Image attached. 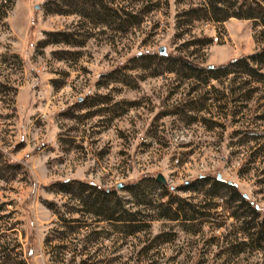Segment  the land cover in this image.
<instances>
[{"label": "rangeland", "instance_id": "rangeland-1", "mask_svg": "<svg viewBox=\"0 0 264 264\" xmlns=\"http://www.w3.org/2000/svg\"><path fill=\"white\" fill-rule=\"evenodd\" d=\"M99 3L116 16L80 0H0V264H264V249L224 252L251 210L264 215V88L240 76L203 86L170 59L222 65L256 51L259 28L185 15L201 0ZM217 175L238 194L225 204L220 190L197 235L151 221L132 238H103L109 227L78 194L86 182L135 210L124 186L140 182L145 220L162 190L161 203L195 204ZM156 176L165 185L146 182ZM200 177L206 186L194 185ZM160 232L171 240L144 254Z\"/></svg>", "mask_w": 264, "mask_h": 264}, {"label": "trees", "instance_id": "trees-1", "mask_svg": "<svg viewBox=\"0 0 264 264\" xmlns=\"http://www.w3.org/2000/svg\"><path fill=\"white\" fill-rule=\"evenodd\" d=\"M13 0H7L9 5H12ZM84 5H88L91 9L99 8L103 13L107 14L110 19H113L116 15L110 10H106L99 3L100 0H80ZM202 5L196 8H191L185 12L189 18L194 20H206L212 24L220 25L229 19H235L238 21L251 22L254 28H259L256 32V39L260 44V47L247 55L232 59L222 65L215 67L203 68L194 65L181 57H170L174 64L179 65L183 70L187 72V78L195 79L200 84L205 86L208 81H218L220 79H226L231 76V81H235L236 76L244 77L246 80L243 83V87L251 84L264 88V0H201ZM98 10V9H97ZM94 12V10H93ZM55 14H63L60 11H55ZM96 15L95 13H93ZM4 15H2L3 17ZM106 17V16H105ZM108 17L106 19L109 20ZM168 73H171L170 68L167 69ZM233 88L229 89V95H234L237 98L239 90L242 87L236 86L233 82ZM259 91L258 87H251L248 89L245 99L252 98V96ZM206 100L207 97H202ZM264 99V95L260 97ZM233 114H237L234 112ZM257 122H264V115H258L256 117ZM197 178L194 181V185L199 187L206 186L201 179ZM154 185L158 183L152 180L146 181ZM60 184L61 188L66 186ZM160 184V183H158ZM79 187L82 188L78 191L81 208L84 212L90 214L107 224L109 227L108 233L104 234L103 238H109L111 234H116L122 238L134 237L136 234L146 232L149 228L148 222L151 221H168L177 222V226L181 231L187 232L190 235H197L204 220L207 221L213 215L211 211L216 209V204L213 200L219 196L220 190H226L230 196H228L225 204H230L235 197H237V191L234 186L224 181L212 179L205 190L202 191V200L198 203H189L182 198H173L172 200L160 202V200L166 196L164 190L158 195L155 207L153 208L156 217L145 218L140 220L142 210H152L150 208L151 197L149 193H146L138 183H131L124 186L126 192L135 201L134 209L124 208V203L119 197L114 196L112 191L95 189L91 184L86 182H79ZM162 185V184H160ZM95 190V191H94ZM195 191V187L191 188ZM246 208L245 201H241ZM250 211V209H249ZM252 215L245 216L243 219L239 233L240 236L235 235L233 240L230 239L226 243V237L222 240L226 243L224 252L226 255H232L237 257L239 254L246 250L261 251L264 249V215L259 218L257 216V209L251 210ZM233 217H237L232 213ZM247 220V221H245ZM256 220V221H255ZM147 222V223H145ZM222 225L218 222L215 223L212 229L221 228ZM145 229V230H144ZM241 238V239H240ZM215 236H212L211 240H214ZM170 232H160L152 236L148 241V246L142 248L144 254L153 250V245L165 244L170 241ZM238 240V241H237ZM6 251L3 249L2 252Z\"/></svg>", "mask_w": 264, "mask_h": 264}, {"label": "water", "instance_id": "water-1", "mask_svg": "<svg viewBox=\"0 0 264 264\" xmlns=\"http://www.w3.org/2000/svg\"><path fill=\"white\" fill-rule=\"evenodd\" d=\"M35 9H37V7H35ZM159 54H162V51H161V50H159ZM216 179H217V180H220V176L217 175V176H216ZM155 181L158 182V183H160V184H162V185H165V182H164V180L162 179L161 176H156V177H155ZM228 184H230V183L228 182ZM120 187H121V186L118 185V186L116 187V189H120ZM243 198H245L244 195H243Z\"/></svg>", "mask_w": 264, "mask_h": 264}, {"label": "built area", "instance_id": "built-area-1", "mask_svg": "<svg viewBox=\"0 0 264 264\" xmlns=\"http://www.w3.org/2000/svg\"><path fill=\"white\" fill-rule=\"evenodd\" d=\"M217 39H214V41L216 42Z\"/></svg>", "mask_w": 264, "mask_h": 264}]
</instances>
